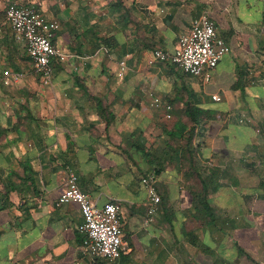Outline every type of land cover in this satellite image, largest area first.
I'll return each instance as SVG.
<instances>
[{"label": "crops", "instance_id": "crops-1", "mask_svg": "<svg viewBox=\"0 0 264 264\" xmlns=\"http://www.w3.org/2000/svg\"><path fill=\"white\" fill-rule=\"evenodd\" d=\"M93 3L63 11L54 43L69 57L51 85L2 23L0 178L18 188L0 212V264H264V0ZM203 13L230 48L208 80L147 64ZM5 69L22 75L3 84ZM187 107L202 111L197 125ZM68 169L96 205H121L128 248L115 260L84 254L79 205L56 206Z\"/></svg>", "mask_w": 264, "mask_h": 264}, {"label": "built area", "instance_id": "built-area-1", "mask_svg": "<svg viewBox=\"0 0 264 264\" xmlns=\"http://www.w3.org/2000/svg\"><path fill=\"white\" fill-rule=\"evenodd\" d=\"M0 34L2 23L9 26L14 39L22 43L27 56L33 64L42 85H51L54 75L53 60L66 62L68 54L63 53L54 43L56 21L47 19L39 9L33 5L20 4L14 0H0ZM207 13H203L192 21L191 27L183 34L172 52L161 48H154L146 58L147 64L152 65L162 61L176 65L184 73L195 77L202 76L208 80L211 72L219 61L230 51L218 39L213 20ZM128 70L126 60L119 61L118 76ZM22 73L5 69L2 83L9 84L18 80ZM214 100H221L219 95H213ZM154 107L162 106L165 117L171 119V106L163 104L159 98L151 103ZM65 189L57 198L56 206L73 202L79 205L82 222L77 226L83 234L80 250L84 254L113 261L125 251L128 246L124 241L122 207L117 202H106L103 206L96 205L88 194L80 189L78 176L73 170L65 172ZM142 184L146 187L149 215H154L161 200L158 192L157 180L154 175L143 177Z\"/></svg>", "mask_w": 264, "mask_h": 264}, {"label": "rangeland", "instance_id": "rangeland-1", "mask_svg": "<svg viewBox=\"0 0 264 264\" xmlns=\"http://www.w3.org/2000/svg\"><path fill=\"white\" fill-rule=\"evenodd\" d=\"M21 3H32L36 4L39 9L47 16V18H50L51 21H56V23L59 25H62V19L65 17V14L63 11L68 5H71L74 9H81L85 6H90L91 9L96 8V4L93 2L98 0H17ZM104 1V0H102ZM123 2V0H120ZM97 9V8H96ZM62 17V18H59Z\"/></svg>", "mask_w": 264, "mask_h": 264}, {"label": "trees", "instance_id": "trees-1", "mask_svg": "<svg viewBox=\"0 0 264 264\" xmlns=\"http://www.w3.org/2000/svg\"><path fill=\"white\" fill-rule=\"evenodd\" d=\"M14 1H17V0H14ZM17 2L22 4V5H24V4L33 5L37 9H39V7L36 4L21 3L20 1H17ZM113 5H117V4L114 3ZM1 17L2 16H0V20H1ZM92 31H93L92 28L88 27L86 32L90 34V33H93ZM94 42L95 43L99 42L98 46L100 44H104L107 46L110 45V39L109 38H105V39L95 38ZM58 62L60 63L61 61H58L57 59L53 60V63H52L53 68H56V66L59 65V64H57ZM202 114L203 113L201 110L195 109L193 107H187V109H186V115L191 118L192 122L195 123V125H197L199 123V121L201 119L200 116H202ZM1 132L2 131H0V134H1ZM190 137H191V134L189 133V137H187V139H190ZM9 181H10L9 184L2 183V185H1V178H0V212L12 208V202L10 200V193L14 190H17V188H18L17 184L12 183L10 177H9Z\"/></svg>", "mask_w": 264, "mask_h": 264}]
</instances>
